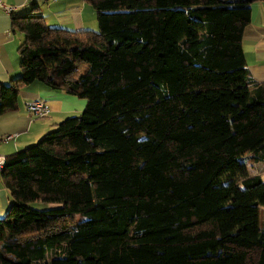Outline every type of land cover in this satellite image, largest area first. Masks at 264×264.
Listing matches in <instances>:
<instances>
[{"label": "trees", "instance_id": "1", "mask_svg": "<svg viewBox=\"0 0 264 264\" xmlns=\"http://www.w3.org/2000/svg\"><path fill=\"white\" fill-rule=\"evenodd\" d=\"M85 1L98 31L13 15L0 116L34 82L87 103L6 156L0 264H264V88L243 50L261 0Z\"/></svg>", "mask_w": 264, "mask_h": 264}, {"label": "crops", "instance_id": "2", "mask_svg": "<svg viewBox=\"0 0 264 264\" xmlns=\"http://www.w3.org/2000/svg\"><path fill=\"white\" fill-rule=\"evenodd\" d=\"M4 1L8 5L16 7L13 15H25L31 11L33 5H36L46 23L51 27L94 31L99 29L95 13L90 11V6L85 0ZM13 15H9L0 9V83L3 84L9 83L21 73V57L18 48L24 39V34L14 29ZM243 50L251 76L257 84L264 88V0L256 1L251 5V21L243 32ZM34 99H42L49 104L51 112L48 116L34 118L27 112L26 102ZM86 103L84 99L75 95L48 89L41 82H34L27 86L20 92L17 110L5 113L7 115L4 114L6 117L3 126H0V140L3 141L2 139L9 134H17L18 136L15 140L4 141L10 143V146L0 148V154L7 156L36 143L66 115L84 110ZM1 118L3 115L0 116V120ZM4 124H6L5 127ZM1 171L0 216L7 212L11 204L10 193Z\"/></svg>", "mask_w": 264, "mask_h": 264}, {"label": "built area", "instance_id": "3", "mask_svg": "<svg viewBox=\"0 0 264 264\" xmlns=\"http://www.w3.org/2000/svg\"><path fill=\"white\" fill-rule=\"evenodd\" d=\"M38 1V0H35ZM48 1H58V0H48ZM0 9L9 15H13L16 10L15 6L8 5L4 0H0ZM26 109L30 115L34 118H44L48 116L51 112L49 104L42 99H34L26 102ZM17 134L6 135L2 140L3 141H12L15 140ZM6 164V156L0 154V170L4 168Z\"/></svg>", "mask_w": 264, "mask_h": 264}, {"label": "rangeland", "instance_id": "4", "mask_svg": "<svg viewBox=\"0 0 264 264\" xmlns=\"http://www.w3.org/2000/svg\"><path fill=\"white\" fill-rule=\"evenodd\" d=\"M87 4L90 6V11H94V13H95V17H96V19H97V13H96V10H95V8L93 7V5L90 3V2H87ZM88 13V12H87ZM99 30V29H98ZM97 30V31H98ZM82 99H84V98H82ZM85 100V102H87L86 101V99H84ZM28 112V111H27ZM83 112V110L81 111V112H79V113H74V114H70V115H66L63 119H61V121H63L64 119H66L67 117H69V116H75V115H79L80 113H82ZM10 113H12V112H10ZM29 113V112H28ZM30 114V113H29ZM28 114V115H29ZM5 115H7V114H5ZM10 115H14V114H10ZM2 117V116H1ZM5 117L6 116H4L3 115V118H1V120H0V126H3V121H5L4 119H5ZM46 120H47V118H46ZM39 121H41V120H39ZM60 121V122H61ZM59 122V123H60ZM58 123V124H59ZM58 124H56V125H54L49 131H47V132H50V131H52V130H54L56 127H57V125ZM6 126V124H4V127ZM44 136V135H43ZM42 138V137H41ZM10 146V143H5L4 141H1L0 140V148H6V147H9ZM1 152V151H0ZM31 208H35V209H40V210H44V209H49V208H51V205L49 204V203H42V202H39V203H31ZM6 215V213L4 214V215H2V216H0V218H2V217H4ZM79 218V217H78Z\"/></svg>", "mask_w": 264, "mask_h": 264}]
</instances>
